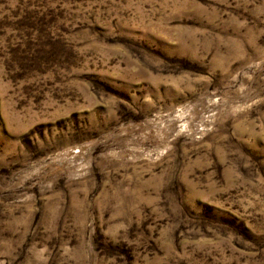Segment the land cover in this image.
I'll return each instance as SVG.
<instances>
[{
    "label": "rangeland",
    "instance_id": "obj_1",
    "mask_svg": "<svg viewBox=\"0 0 264 264\" xmlns=\"http://www.w3.org/2000/svg\"><path fill=\"white\" fill-rule=\"evenodd\" d=\"M0 264H264V0H0Z\"/></svg>",
    "mask_w": 264,
    "mask_h": 264
}]
</instances>
